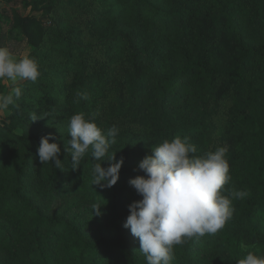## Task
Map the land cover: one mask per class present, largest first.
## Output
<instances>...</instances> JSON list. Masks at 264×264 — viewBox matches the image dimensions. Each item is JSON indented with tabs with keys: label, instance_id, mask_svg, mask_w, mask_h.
Returning a JSON list of instances; mask_svg holds the SVG:
<instances>
[{
	"label": "trees",
	"instance_id": "16d2710c",
	"mask_svg": "<svg viewBox=\"0 0 264 264\" xmlns=\"http://www.w3.org/2000/svg\"><path fill=\"white\" fill-rule=\"evenodd\" d=\"M160 2L137 0L140 10L150 16L146 20L138 13L137 23L124 32L128 67L115 88L114 116L149 128L152 137L159 141L176 136L209 137L217 130L215 118L220 102L231 98L232 111L247 133L248 154L242 162L247 195L240 199L231 219L218 233L194 237L179 248L184 257L204 251L209 252L213 261L225 264H237L249 251L264 256V38L258 43H249L239 36L244 24L253 25L256 32L261 33L264 0H212L205 6L187 0L168 9ZM36 4V1H26L27 15L19 18L18 26L23 29L28 43L36 46L30 56L39 63L42 41L36 43L34 33L42 28L33 13ZM163 30L175 32L178 37L170 43L160 40ZM43 34L45 37L47 32ZM60 36L68 48L70 64L81 73L71 97L76 102L78 91L88 96L87 100L76 102L75 112L84 113L86 118L97 122L100 118L98 103L106 95L108 83L100 69H94L86 58L81 42L74 41L68 34ZM176 45L184 55L183 61L164 70L157 57L169 46ZM39 71L38 80L43 77L49 80L51 74L46 67L40 66ZM185 90L197 100L195 114L181 115L171 106ZM62 96L67 97L65 92ZM56 105L57 100L50 104V109L61 114V106ZM2 130L14 140L20 152L7 202L12 205L15 226L24 228L25 234L16 242L11 227L0 223V229L8 242L21 246L20 264H146L145 257L134 250L129 235L93 237L75 217L65 213L53 215L29 193L32 185L51 194L82 185L93 200L106 199L114 206H121L131 190L130 179L144 175L138 165L124 161L117 184L101 188L92 183V166L101 161H95L91 152L78 169L71 170L70 155L63 161L68 155L66 144L54 137L50 142L59 144V158L64 164V170H60L52 163L42 164L37 155L40 139L47 135L17 131L8 123L3 124ZM197 150L196 155L208 152L202 147ZM108 163L105 161L102 166L107 167ZM139 199L142 197L138 195ZM242 244L247 247L242 248Z\"/></svg>",
	"mask_w": 264,
	"mask_h": 264
},
{
	"label": "rangeland",
	"instance_id": "374dc122",
	"mask_svg": "<svg viewBox=\"0 0 264 264\" xmlns=\"http://www.w3.org/2000/svg\"><path fill=\"white\" fill-rule=\"evenodd\" d=\"M26 1H36L34 15L39 18L41 30L36 29L34 41L41 40V59L39 67L44 66L50 71L49 80L46 77L32 84L28 80L19 83L22 88V96L15 100V106L9 105L8 109L0 110V223L12 228L14 240L17 242L24 236L25 230L21 226L16 227V218L10 210L12 205L7 202L11 189V179L14 175L20 152L15 146L14 140L2 133L4 123L12 124L17 131H30L43 135L52 134L56 139L67 143L69 136V119L76 114V102L71 93L74 84L80 76V70L73 68L69 62V51L61 42V36L69 35L74 41L83 45L86 58L91 61L94 69L103 74L109 89L98 103L99 120L96 122L102 130H107L113 125L119 128L116 143L111 145L109 155L115 153L116 160H123L128 164L138 165L145 156L152 154L154 145L162 141L156 140L150 134V129L133 124L128 119L114 116L112 99L116 96L115 88L121 76L127 70L125 62V49L123 42L124 32L137 23V14L146 19L150 13L140 10L137 0H0V46L8 47L19 59L23 55H31L35 51V45L25 39L23 29L18 26L20 17L27 15ZM187 0H161L163 7L174 8L182 5ZM199 3V6L210 5L212 0H188ZM148 20V19H146ZM172 31H175L172 28ZM43 32H47L44 37ZM239 36L249 43H258L264 38V26L261 33H257L253 25L244 24L239 31ZM178 37L177 33L162 31L159 38L170 43ZM183 53L179 47L169 46L164 53L157 57L164 70L173 65H180L183 61ZM10 91L8 81H0V94L7 95ZM65 92V98L62 93ZM182 97L175 98L171 102L174 111L183 115L195 114L197 100L186 90ZM61 106V114L53 112L50 104ZM232 99L226 98L220 102L218 115L216 116L217 130L209 137L194 135L190 141L197 147L206 151H215L218 147L227 149L226 159L229 163L228 184L224 186L223 194L228 195L227 189L248 191L246 173L242 168V162L248 154L247 133L238 122V115L233 113ZM47 116L32 122L30 116ZM91 152V151H89ZM29 193L39 199L45 209L53 215L65 213L73 216L83 223L85 230L93 237L108 236L116 238L118 235L127 234L133 241L134 250L140 247L139 239L135 238L130 229L123 227L126 218L130 214L128 205L138 200V194L134 187L127 192L124 204L114 206L106 199L93 200L81 186H70L61 192L53 194L39 191L34 185ZM96 202L101 205V215L92 214L91 205ZM240 199L232 201V207L239 206ZM21 246H13L0 229V264H20L18 252ZM205 250V249H203ZM174 258L171 264H225L213 261L209 252H197L192 257H184L179 245L174 247Z\"/></svg>",
	"mask_w": 264,
	"mask_h": 264
},
{
	"label": "clouds",
	"instance_id": "9594fccd",
	"mask_svg": "<svg viewBox=\"0 0 264 264\" xmlns=\"http://www.w3.org/2000/svg\"><path fill=\"white\" fill-rule=\"evenodd\" d=\"M39 65L34 57L23 55L19 59L6 46H0V81L10 83L7 95L0 94V110L15 106V100L22 96L19 83L28 80L35 83L39 76ZM76 102L87 100L86 93L77 92ZM47 116L32 113L30 119L36 122ZM119 128L115 125L102 130L94 118H86L77 113L69 119V136L66 151L70 155L71 170L81 166V161L91 151L95 161L92 166V183L101 188H111L120 179L123 158L116 161L115 153L109 155L111 145L116 143ZM52 134L43 136L37 149L42 164L52 163L56 169L64 170L59 158L61 148L50 142ZM197 147L190 137L176 136L154 145L152 154L139 163L144 175L130 179L129 183L142 199L128 205L130 214L123 225L139 239V252L146 264H171L174 247L187 240L205 235H215L231 219L234 208L232 201L243 199L247 193L235 188L227 189L229 183V163L227 149L218 147L203 155H196ZM109 162L103 167V162ZM100 203L94 202L92 214L101 215ZM246 248V245H241ZM237 264H264V256L251 251L237 261Z\"/></svg>",
	"mask_w": 264,
	"mask_h": 264
}]
</instances>
